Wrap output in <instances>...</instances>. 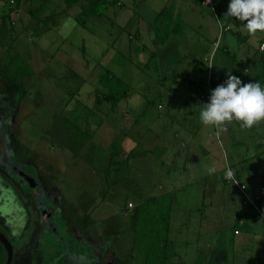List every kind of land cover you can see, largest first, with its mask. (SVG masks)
I'll use <instances>...</instances> for the list:
<instances>
[{
  "label": "rangeland",
  "instance_id": "rangeland-1",
  "mask_svg": "<svg viewBox=\"0 0 264 264\" xmlns=\"http://www.w3.org/2000/svg\"><path fill=\"white\" fill-rule=\"evenodd\" d=\"M212 2L214 15L209 7L201 6L195 1V8L190 16H195L198 9H201L204 16L197 27L195 22H185L180 17L168 22V8L160 19L151 24L158 28L157 39L164 35L163 29L171 24L175 27H188L177 38H169L165 47L174 42L180 53L190 54L184 57L190 66L198 64L200 69L195 72L192 84L175 87L165 83L159 90V96L154 87L136 86L129 80L127 93L133 103L125 104L124 99L120 98L116 104L117 111L112 113L109 111L111 102L104 98V89L97 81V76L112 68L109 64L111 55H114L116 62H123L122 56L115 52L124 47V32L117 26L118 23L108 22L107 17L113 16L111 6L107 8L105 18L90 17L78 24L71 18L78 7L72 6L64 11L62 0H0V147L2 145L5 150L8 149L23 164H31L30 168L25 169H28V174L33 171V175L40 177L37 184L41 189L36 195L20 182L22 189L19 193H14L13 198H17L21 207L18 213L26 212L25 222L36 219L37 222L36 225H31L33 229L30 231L26 229L28 225L25 223L26 227L19 232H14V226L9 222L8 229L2 225L12 244L13 254L8 264H27L25 260L29 253L26 250L32 239L35 242L33 251L40 247L37 244L46 246L45 236L52 237L53 233L50 226L43 225L46 222L43 220L45 214L63 218L64 228L53 232L65 246L57 247L52 255L49 253L50 248L48 251V247L43 249L52 256L50 259L56 258L55 264H105L108 261L112 264H140L142 251L131 249L133 212L127 209L132 207L126 206V203L137 201L132 192L134 186L125 182L121 178L123 175H116L117 170L123 172L124 165L115 157L107 170L109 175L103 174L108 166L106 155L112 153L111 150L121 139L122 133L129 130L127 123L130 121V114H136L139 109H135L147 101L152 109L157 104H163L164 108L168 106L167 114L164 108L158 114L167 124L172 123L173 127L169 132L184 128L183 138L191 139L195 126L189 121V114H200L205 107L204 101L199 102L198 95L204 90L202 83L207 66H211L208 78L216 77V83L227 79L228 74L247 76L248 73H243V68H247L248 62L238 57L235 51L242 46L241 49L249 47L250 55L254 44L251 46L247 43H251L253 39L264 40V33L258 32L255 38L250 37L242 23L228 15L224 16L222 13L227 11L230 0ZM123 4L121 10H125V7L132 8L129 4ZM36 6L33 14L32 10ZM137 6L136 10H139L140 7ZM139 14L143 13L139 11L137 15ZM216 23H220V27L225 30L218 33ZM228 25L233 27L229 28ZM243 39L247 41L244 42ZM13 54L20 58L31 73L29 86L26 82L28 87L22 94L13 79H10L13 72H6L8 68L13 70L15 67L7 63L8 57ZM200 72L202 79L200 85H197L195 81ZM249 72L251 73L250 69ZM7 74L10 78H5ZM116 93L118 94V90ZM183 93L186 109L178 103ZM126 106L131 109L123 110ZM62 117L65 118L64 124L76 129V133L84 130L90 135L80 152L78 150L71 153L64 144L56 141L53 130L57 125L54 121H60ZM142 120L144 122V118ZM211 127L203 129L204 136L205 133L210 135L202 139L206 143L207 158L216 169L211 176L221 190L214 192L210 209H204L207 200L197 199V184L175 193L168 216L164 264H200L196 260L199 258L196 254L201 252L199 250L210 258L225 256V264H250L252 260L264 255V219L261 221L256 217L254 223L248 225L244 217L239 233H232L234 220H231V216L238 210L240 194L234 185L224 180L222 173L224 164L230 170L234 164L236 169L242 171L239 178L235 175L240 182L244 180L245 170L249 172L251 182L255 179L256 183L261 182L257 177L260 175L259 169L261 171V166L264 165V122L252 129H241L239 122L233 120L227 131L219 136L216 135L217 129L212 130ZM153 132L150 133L151 139ZM201 135L203 136L202 133ZM79 138L77 136L71 142L73 146ZM199 139L200 134L196 136V140ZM192 145L190 141L189 154L202 153L195 151ZM151 152L153 156L159 153L157 149ZM91 154L94 156L92 160L89 157ZM192 174L190 169L189 178ZM183 177L187 179L186 175ZM135 179L142 199L146 198L151 184L144 178ZM83 194L86 196L82 198ZM87 194L91 198L87 199ZM80 196L81 199H77ZM7 197L9 198L8 195ZM51 200L61 204L62 216L55 213L56 203L52 204ZM77 202L90 205L87 215L94 219V223L84 230H76L68 223L73 219L70 210L78 213L76 219L80 223L82 210ZM11 205L10 200L9 206ZM200 205L204 206L201 215L198 209ZM32 208L37 211V215L33 214ZM10 209L11 207L6 209L7 212H11ZM12 211L17 213L16 205H13ZM259 211L264 214V208H259ZM7 216L11 220L15 219L14 215ZM45 253L43 252L44 255ZM1 255L0 249V257ZM39 257L34 264H43L42 261L39 262Z\"/></svg>",
  "mask_w": 264,
  "mask_h": 264
},
{
  "label": "crops",
  "instance_id": "crops-1",
  "mask_svg": "<svg viewBox=\"0 0 264 264\" xmlns=\"http://www.w3.org/2000/svg\"><path fill=\"white\" fill-rule=\"evenodd\" d=\"M44 1V0H42ZM81 1V0H79ZM106 2L114 1V4L112 2L107 3L105 6L104 14L100 17H104L106 15L107 8L111 9L113 16L107 17L108 22H115L118 23V27L122 29L124 33L122 37L123 38V49L122 50H116L115 54L121 55L123 62H116L114 55H111L109 60L110 71L109 73H112L115 75L118 80H120L124 86L126 87V95L121 98L124 99L125 104H129L130 102L133 103V100H131L128 96V81L130 80L133 82L136 86L139 85L140 87L148 88V87H154V89H157L156 93L160 96L161 92L159 91L163 84L168 83L169 86H175L180 87L186 85L192 84V80L194 79L195 72L198 71L200 68H198V64L191 65L188 64L189 62H186L188 60H185V55L190 56L189 53H180L178 51V48L175 47V43L171 44L169 47H165V43L169 40V38L174 37L177 38L179 34H181V31L183 29H187L188 27L183 26L175 27L173 24L167 26L163 29V36H159L157 39L158 34L156 33L157 29L154 26H151L153 22L160 19L161 14H163L166 11V8H168L167 11V19L169 21L175 20L177 17L182 18L183 21L192 23L195 22V27L199 26V22H202L203 15L201 14V9L197 11L195 16H190L193 12V9L195 8V1L199 2L201 6L209 7L211 14L214 15V11L212 9V0H209L210 4H204L201 0H147V2H144V0H105ZM125 5H130L132 8L125 7V10H121ZM63 3V2H62ZM140 4L139 6H137ZM64 6V4H63ZM72 6H77L78 10L72 15V19L74 20V16L79 12V6L77 4H74ZM70 7L64 6V11L68 10ZM136 6L140 7L139 10H136ZM220 6L221 3H220ZM155 7V8H153ZM146 8L150 11H146ZM37 6L34 8L33 14L36 11ZM120 10V11H119ZM141 11L143 14L137 15ZM119 13V14H118ZM136 14V15H135ZM224 16L228 15L227 11L224 10L222 13ZM206 16V15H205ZM211 17V16H210ZM209 19L211 20V18ZM87 18L90 17H84V20H87ZM75 21V20H74ZM179 24V21H178ZM226 26V25H225ZM217 32L221 33L223 30H225L223 27H220V23H216ZM117 40V37H115V41ZM244 42L247 41L246 39H243ZM259 44H264L263 38L258 39ZM251 45L252 43H247V45ZM245 45V44H244ZM245 45V46H247ZM243 48V46L241 47ZM238 48L235 52L238 55V57L243 58L246 60L247 68H243V73H248L247 76L245 75L241 77L238 74H234L235 76L239 77L243 83H249V82H258L260 79L259 76V68L260 64H258V58L259 55H263L264 52L260 51L259 47L254 46L252 48L251 53L249 55V47L241 49ZM121 51V52H119ZM240 55V56H239ZM250 63V64H249ZM251 66V67H249ZM249 69L251 73L249 72ZM209 73V67L207 66L205 76L203 79V85L204 89L207 85L211 88L213 84H217L214 79L216 77H210L208 78ZM131 76V77H129ZM202 77V73L200 72L198 79L195 81L197 85H200V81ZM98 79V76H97ZM220 82V81H219ZM194 83V82H193ZM167 86V84H166ZM170 89V88H168ZM176 90V89H175ZM142 91V90H141ZM204 90H201L200 94ZM184 92V91H183ZM200 94L198 95V100L200 102ZM174 95H172L173 97ZM185 93H183L182 97H180L178 103L183 108L186 109V101L184 100ZM104 98L107 97L104 95ZM174 99V98H173ZM108 100V99H106ZM142 102V100H141ZM141 102H139L141 104ZM118 101L111 102V107L109 109L110 112L117 111V105ZM163 104H157L154 109L150 108L148 106V101L144 105H140V107L136 108L138 110L136 114L129 116V122L127 123L129 125V130L125 133H122L121 139H119L117 145H113L114 148L111 150L112 153L110 155H106V163L108 166L103 170V174L107 173V176L109 175L108 169H110V164L113 163V158L117 161H122L124 168L123 172L121 170H117L116 175H123L121 178L130 184V186H134V189L132 192L136 196L135 202H130V207L132 209H127L129 211L133 212V227L131 228V235L132 230L134 228V215L135 206L142 201V195H140L139 188L137 187L138 183L136 182V177L144 178L147 183H150V193L146 198L154 197L156 199L163 198L166 195L169 196V210L172 207L173 199L175 198V193L178 190H185V188H188L194 185L197 186L196 190V197L198 200H207L206 207L207 209L211 208V199L214 196V192L221 190L218 184L215 180H213L212 176L208 174V170L210 168H213L212 162L210 161L209 157L207 158V150H205V141L202 138L208 137L210 135L209 133H205L206 136H204L203 129H205L206 125H204L200 120V114H189L190 118L189 121H191V124H193L195 127L194 135L191 136V139L183 138V131L184 128L178 129V130H171L173 127L172 123L167 124L162 120V118L159 116L158 111L160 109H163ZM131 108L124 107L123 110L129 111ZM150 109H152V112H149ZM165 114L168 112V106L164 108ZM97 112V111H96ZM125 113V112H124ZM56 118V117H55ZM144 118V122L142 120ZM149 119V121H148ZM146 122V123H145ZM55 123V121H54ZM86 123V122H85ZM87 124V123H86ZM85 124V126H86ZM57 125V124H56ZM168 126V127H167ZM155 127V130L153 128ZM216 130L215 127H211ZM159 129V130H157ZM157 130V131H156ZM154 131V132H153ZM152 134V139L150 138V133ZM203 134V136L201 135ZM215 133V132H214ZM53 134L56 137V141L59 144H63L64 134H66V130L64 131L63 127H59L57 125L54 127ZM200 134L199 141L196 140V136ZM151 139V140H150ZM187 139V140H186ZM194 140V142H193ZM62 141V142H60ZM190 141L193 143L191 146L195 151H202V153L197 154L194 152V155L189 154V143ZM204 141V142H203ZM218 142V139L216 140ZM85 142H83L84 145ZM83 145L79 148V152L82 150ZM107 146H111L110 144H107ZM157 149L159 151L157 156L152 155V150ZM29 153V152H28ZM30 154V153H29ZM205 154V156L203 155ZM92 160L94 158L93 154L89 156ZM113 160V161H112ZM30 166V165H29ZM220 166V165H219ZM31 167V166H30ZM192 169L193 174L189 178L188 172ZM222 169V168H221ZM113 171V169H112ZM232 171L233 174L236 175L238 178L240 177V174L242 173L241 170L236 169L235 165H232ZM34 174V172L32 171ZM259 176L258 179H261V182L255 181L251 182V179L249 177V172L245 170V177L244 180L241 181L245 183L246 190L250 194H259L260 195V201L256 204L257 208H264V165L261 166V171L259 169ZM183 175H186L187 179L183 177ZM117 176H114L113 178L117 179ZM34 178L36 181H38V178L34 175ZM221 179V178H220ZM259 181V180H258ZM222 182V181H221ZM191 185V186H190ZM262 187V188H261ZM189 188V189H190ZM261 188V190H260ZM221 193V192H220ZM86 194V193H85ZM87 199L91 198L87 194ZM79 198V197H78ZM77 198V199H78ZM145 198V199H146ZM171 201V203H170ZM5 202L2 203V206ZM78 206L79 203L77 202ZM199 209V214L201 215L203 213V207ZM90 205L86 207L85 213L88 214ZM240 206L238 207V210L232 213L231 220H234L233 228L237 230V235L240 231V227H242L240 224L242 222V218H246L245 221L248 222V225H251V223H254V219H264V216H259L254 212L253 209L249 207H245L242 211H240ZM2 209H6V207H2ZM196 207V210H198ZM168 210V211H169ZM84 212L81 211V216L84 215ZM170 212V211H169ZM241 212V213H240ZM70 215L73 216L72 221H68L69 225H72V228H75L76 230L79 229V222L76 221L78 213L74 212L73 210H70ZM261 213V212H260ZM90 215V214H89ZM262 215H264L262 213ZM5 217L7 224L8 222L11 223L13 226L16 225V222H12V220H8V216L5 214H0V217ZM260 217V218H259ZM92 219L91 217H89ZM93 223H94V219ZM262 221V220H261ZM61 228H64V223L61 222ZM77 223H79L77 225ZM92 223V224H93ZM240 223V224H239ZM91 224V225H92ZM245 225V224H244ZM90 226V225H89ZM85 228V227H84ZM80 229V230H84ZM232 228V230H233ZM248 228V227H247ZM239 230V231H238ZM232 234V235H233ZM167 236V235H166ZM131 237V236H130ZM168 241V240H167ZM132 249V248H131ZM136 251H142V256L140 258V264H143V258H144V251L139 249H132ZM201 252H198L196 254L197 261H200V264H225V256L220 257L219 255L213 256L210 258L208 254L203 252L202 250H199ZM250 264H264V255L261 258H258L257 260H252Z\"/></svg>",
  "mask_w": 264,
  "mask_h": 264
},
{
  "label": "trees",
  "instance_id": "trees-1",
  "mask_svg": "<svg viewBox=\"0 0 264 264\" xmlns=\"http://www.w3.org/2000/svg\"><path fill=\"white\" fill-rule=\"evenodd\" d=\"M64 6L70 7L74 4L79 6V12L74 16L76 23H83L84 17H100L104 14L105 6L107 3L114 4V1L106 2L105 0H62ZM16 7V5H14ZM258 64L259 68V83L261 87H264V57L259 55ZM9 65L15 66L12 70L8 68L6 72H13V75L5 76V78L13 79L17 85L18 91L22 94L29 86V79H31V73L26 66L22 64L20 58L16 54L8 57ZM4 68H6L4 66ZM5 72V70H4ZM98 82L104 89V95L110 102H117L120 98L126 95V87L118 80L112 73L108 71L103 72L98 76ZM28 86H27V84ZM29 82V83H28ZM118 90V94L116 93ZM57 118V117H56ZM60 121H55L59 127H63L66 134H64L63 144L71 152L75 153L83 145L90 135L84 130H80V133H76L73 127L66 126L64 124L65 118H61ZM80 136L76 144L73 146L72 141ZM68 141L70 144H68ZM62 142V141H60ZM86 195L83 194L82 198ZM169 196L156 199L154 197L144 198L134 208V228L131 235V248L144 251L143 264H164L166 258V233L168 228V216H169ZM81 199V196L78 198ZM87 204L79 203V208L82 212L86 211ZM78 221V220H76ZM93 223V220L89 218L87 213L84 212L83 216H80V228L88 227ZM4 261V260H3ZM1 264V263H0Z\"/></svg>",
  "mask_w": 264,
  "mask_h": 264
},
{
  "label": "clouds",
  "instance_id": "clouds-1",
  "mask_svg": "<svg viewBox=\"0 0 264 264\" xmlns=\"http://www.w3.org/2000/svg\"><path fill=\"white\" fill-rule=\"evenodd\" d=\"M227 14L242 23L250 37L264 33V0H230ZM251 43L264 52V44L256 39ZM204 104L200 120L206 126L215 127L217 136L227 131L233 120L239 122L241 129H252L264 122V87L259 82L243 83L239 77L228 74L226 81L211 91L209 102ZM215 171L214 167L210 168L208 174ZM232 176L228 170L226 178Z\"/></svg>",
  "mask_w": 264,
  "mask_h": 264
},
{
  "label": "flooded vegetation",
  "instance_id": "flooded-vegetation-1",
  "mask_svg": "<svg viewBox=\"0 0 264 264\" xmlns=\"http://www.w3.org/2000/svg\"><path fill=\"white\" fill-rule=\"evenodd\" d=\"M1 147H2V145H1ZM1 147H0V151H1L0 152V197H1L0 203L2 205V203L5 202L4 203L5 206L3 205L2 207H6V209H8V210H9V207H11V209H10L11 212H7L6 209H2V207H0V214L14 215L15 219L12 218V221L16 222V225H14V227L12 228V229H14V232H19V231H21L22 228H25L26 227L25 223L28 225V227L26 229H29V231H30L33 229V226L36 225L37 219L32 220L29 223L25 222L26 221V219H25L26 218V214H25L26 212L22 211V213L21 212L18 213V210H20L21 207L17 203V200H16L17 198H13V197H15L14 196L15 192L18 191V193H19L20 189H22L20 182L27 187L28 191L32 190V192L33 193L35 192V194L37 195V191L41 192L40 186L37 184L39 182L35 180L33 173L28 174L27 173L28 169H25L26 167L30 168V166H29V165H31L30 163H24L23 164V162H20L18 159H16L14 157L15 155H12L11 153H9L8 149L5 150L4 147H2V148ZM20 163H22V164H20ZM18 187H20V188L18 189ZM13 190H14V192H13ZM10 193H12V195H10ZM7 195L9 196V198L7 197ZM11 198H13L14 200ZM10 200L12 202L11 206H9ZM14 201H15V203H14ZM18 201H20V200H18ZM51 201H52V204H54V202L56 203L55 206H56L57 210L55 211V213H57V215L59 214V216L60 215L62 216L61 209H60L61 204H59L53 200H51ZM13 205L17 206V213H15V214L12 211ZM32 210H33V214L37 215V211L34 210L33 208H32ZM17 215H20V216L17 217ZM62 219H63L62 217L59 219L56 216H54V218H53L47 214H45L43 216V220L46 221V222H43V225L45 226V224H46V225L50 226L51 232L53 233V235H52V237H50V235L45 236L46 239L44 240V242L46 243V246H43L42 243L37 244L38 246L40 245V247H38L36 249V251L35 250L33 251V247L35 245L34 240L32 239L30 241V244L27 245L28 250H26L27 253H29L28 256L26 257V260H25L27 262V264H34V262L38 260L39 256H40L39 257L40 263L42 261L43 264H49V262L51 264H55L56 258H55V260H54V258L50 259L52 257V256H50V254L51 255L53 254V250H54V254H55V251H56L55 249L57 247L60 246L61 248H63V246H65L64 244H62L60 242V239H58V237H56V234H54V232H53L55 230H60L61 225H62L61 222H63ZM8 220H11V218L9 217ZM38 221H40L39 218H38ZM2 225H3V227H6L7 229H8V226H10L9 224H7L6 218L3 216L0 217V234L3 235L6 238V240L8 241V243L10 244L8 237L5 235V232H4ZM31 225H33V226H31ZM58 225H59V227H57ZM10 245H11V252H12L10 258H12V254H13L12 244H10ZM45 247H48L46 249V251H48V249L50 248V251H49L50 254L45 253V251H43V249H45ZM0 249H1L2 254H3L0 257V262H3L4 257H5V251L2 248L1 244H0ZM43 252L45 253V255L43 254ZM56 256L57 257L59 256L58 252L56 253ZM54 257H55V255H54Z\"/></svg>",
  "mask_w": 264,
  "mask_h": 264
},
{
  "label": "built area",
  "instance_id": "built-area-1",
  "mask_svg": "<svg viewBox=\"0 0 264 264\" xmlns=\"http://www.w3.org/2000/svg\"><path fill=\"white\" fill-rule=\"evenodd\" d=\"M201 1L204 2V4H210L209 0H201ZM210 95H211V88L207 85V82H206L205 89L200 94L199 98H200V100L204 101V103H208L209 99H210ZM228 170H230V167L227 164H224V169H223L224 172H222L224 180L226 182L230 183L231 185H234V187L237 189V191L240 194V198H239V206H240L239 209H240V211L243 210L242 209L243 207H249V208L253 209L254 212L256 214H258L259 216H261V217L264 216L260 213L259 209L256 206V204L259 202V200L261 198L260 195L248 193L246 190L245 184L241 183L238 179H236V176L234 174H233L231 179L226 178V172ZM231 172L233 173L232 170H231ZM261 188H260V190H261ZM126 206L129 207L130 203H126ZM236 231L237 230L233 228L232 233L235 234Z\"/></svg>",
  "mask_w": 264,
  "mask_h": 264
},
{
  "label": "water",
  "instance_id": "water-1",
  "mask_svg": "<svg viewBox=\"0 0 264 264\" xmlns=\"http://www.w3.org/2000/svg\"><path fill=\"white\" fill-rule=\"evenodd\" d=\"M226 81V79L224 80H221L220 82H218L212 89L211 91L219 84H222ZM0 244L2 246V248L4 249L5 251V257H4V261H3V264H8L9 263V260H10V257H11V245L8 243V241L6 240V238L0 234ZM105 264H112L111 261H108L106 262Z\"/></svg>",
  "mask_w": 264,
  "mask_h": 264
}]
</instances>
